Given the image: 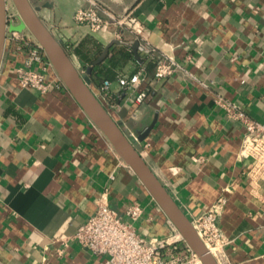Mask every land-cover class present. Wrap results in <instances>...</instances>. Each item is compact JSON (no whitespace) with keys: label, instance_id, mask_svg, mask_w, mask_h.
<instances>
[{"label":"crops","instance_id":"crops-1","mask_svg":"<svg viewBox=\"0 0 264 264\" xmlns=\"http://www.w3.org/2000/svg\"><path fill=\"white\" fill-rule=\"evenodd\" d=\"M91 1L47 0L39 15L83 71L91 64L76 53L80 44L91 57L100 48L98 58L122 33L123 43L112 44L91 75V89L133 137L154 123L137 149L185 215L193 221L225 195L219 225L226 255L264 264V171L253 186L255 159L239 155L245 128L236 117L264 123V0H94L102 17L125 20L98 33L74 19ZM135 41H148L180 67L153 80L155 60L139 47L137 60ZM36 44L27 31L9 32L0 66V264L101 261L71 236L104 194L126 221L130 205L143 207L135 222L142 236L171 235L172 221L52 65L49 91L21 86L16 70ZM139 71L148 95L137 104L136 90L122 89L117 77ZM104 80L112 82L107 96Z\"/></svg>","mask_w":264,"mask_h":264},{"label":"built area","instance_id":"built-area-1","mask_svg":"<svg viewBox=\"0 0 264 264\" xmlns=\"http://www.w3.org/2000/svg\"><path fill=\"white\" fill-rule=\"evenodd\" d=\"M91 4V7L79 8L74 14L75 21L87 25L91 32L109 31L114 25L124 23L125 20L115 16L102 17L97 10V2L92 0ZM13 15H9V17ZM122 36L120 31H115V38L121 43H123ZM63 40L68 43V37L64 36ZM139 50L155 60L153 80L164 79L175 73L180 67L173 57L157 51L148 41L140 42ZM46 58V54L37 43L36 47L31 49L25 63L16 70L22 87H32L42 93L52 88L53 83L48 81L46 74L48 65L52 64ZM36 63L41 66L34 67ZM143 73V71H139L132 75L120 74L117 77L122 89L136 90L135 102L137 104L142 103L148 95V88L140 89ZM60 83L64 85L62 80ZM111 84L110 80H104L102 90L105 96L109 95ZM218 102L229 112L232 111L231 105L223 98L218 99ZM236 117L241 120L245 128L239 155L243 158L252 157L255 159L251 174L254 186L255 180L264 171V123L243 112L238 113ZM226 204L227 197L221 195L192 222L198 235L214 255L218 264H242L232 262L225 253V247L229 240L219 225V218ZM142 213L143 207L139 203H133L125 211V215L130 219L126 221L110 207L104 194L96 200L95 212L77 227L71 237L85 249L103 257L101 261L94 264H203L172 222L173 233L169 236L149 238L142 236L135 226V222ZM67 240L66 238L65 242Z\"/></svg>","mask_w":264,"mask_h":264},{"label":"water","instance_id":"water-1","mask_svg":"<svg viewBox=\"0 0 264 264\" xmlns=\"http://www.w3.org/2000/svg\"><path fill=\"white\" fill-rule=\"evenodd\" d=\"M11 1L17 13L9 17L8 0H0V66L7 34L9 32L29 31L75 100L91 121L108 138L120 158L134 170L202 263L218 264L214 255L198 235L193 222L185 215L137 149V140H143L154 123L142 135L137 134V138L133 137L129 130L108 111L90 87L94 67L107 58L112 44L121 43V41L114 40L91 65L87 66L84 72H81L64 45L40 17L39 12L42 6L34 4L31 0ZM48 5L52 6L51 3ZM138 47L139 41H135L132 44L134 55L137 60L142 61ZM124 111L126 112V109Z\"/></svg>","mask_w":264,"mask_h":264},{"label":"trees","instance_id":"trees-1","mask_svg":"<svg viewBox=\"0 0 264 264\" xmlns=\"http://www.w3.org/2000/svg\"><path fill=\"white\" fill-rule=\"evenodd\" d=\"M84 47H85V44H80V46L76 48V53H77L78 56L82 59L83 62H85V63H89V64H92V62L94 61V59H95V58L101 53V49H100V48L98 49V52H97V54L95 55V57H91V56L88 54L87 51H84V50H83ZM128 56H131V53H130V52L128 53ZM152 63L154 64V61H153ZM152 63H150V65H149L150 68L153 66ZM96 67H97V66H95L94 69H93V72H94V73H95V71H96V69H95ZM93 72H92V74H93Z\"/></svg>","mask_w":264,"mask_h":264},{"label":"rangeland","instance_id":"rangeland-1","mask_svg":"<svg viewBox=\"0 0 264 264\" xmlns=\"http://www.w3.org/2000/svg\"><path fill=\"white\" fill-rule=\"evenodd\" d=\"M34 4H37V5H40L43 7V4L47 1V0H31ZM17 13V10L13 4V2L11 0H8V14L9 15H13V14H16ZM28 33H30L29 31H27ZM66 50H68V47H66ZM78 69L81 71V72H84L83 71V68L82 67H79L78 66Z\"/></svg>","mask_w":264,"mask_h":264}]
</instances>
